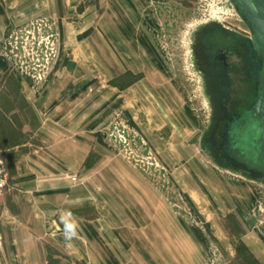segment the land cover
<instances>
[{"label":"rangeland","instance_id":"374dc122","mask_svg":"<svg viewBox=\"0 0 264 264\" xmlns=\"http://www.w3.org/2000/svg\"><path fill=\"white\" fill-rule=\"evenodd\" d=\"M224 4L225 0H32V22L18 28L8 43L10 67L0 75V150L8 158L3 145L21 140L26 123L28 130L36 124L32 86H142L126 121L112 122L114 114L107 123L106 137L169 199L194 235V250L217 259L222 238L236 249L248 231L258 229L264 236V184L217 168L202 148L211 107L194 54V30L214 17L238 18L224 10ZM61 5L67 9L66 39L58 27L60 11H55ZM83 19L91 24L86 30L94 31L96 50L108 39L109 53L86 60L85 70L74 74L76 60L62 58L61 53L75 51L72 42L80 31L76 24ZM123 31L144 35L145 48L134 47L126 52L129 58H121L116 46L124 50Z\"/></svg>","mask_w":264,"mask_h":264},{"label":"crops","instance_id":"0c3cea01","mask_svg":"<svg viewBox=\"0 0 264 264\" xmlns=\"http://www.w3.org/2000/svg\"><path fill=\"white\" fill-rule=\"evenodd\" d=\"M60 7L66 39L67 9ZM31 22L32 0H0V75L10 67L8 43ZM76 25L75 51L61 53L76 60L74 74L109 53L108 39L96 50L94 31L86 30L91 24ZM123 32L124 50L116 46L121 58L145 48L144 35ZM80 85L32 86L36 124L28 130L26 123L21 140L2 147L11 180L0 202V264H231L237 253L226 238L217 259L194 250V235L169 199L107 140V123L114 114L112 122L126 121L142 86ZM242 241L264 264L258 229Z\"/></svg>","mask_w":264,"mask_h":264},{"label":"flooded vegetation","instance_id":"af4514ba","mask_svg":"<svg viewBox=\"0 0 264 264\" xmlns=\"http://www.w3.org/2000/svg\"><path fill=\"white\" fill-rule=\"evenodd\" d=\"M251 38V30L241 18L221 20L198 35L197 61L211 106L204 143L222 162L229 161L221 145L225 126L251 109L258 97L263 63Z\"/></svg>","mask_w":264,"mask_h":264},{"label":"water","instance_id":"95a60500","mask_svg":"<svg viewBox=\"0 0 264 264\" xmlns=\"http://www.w3.org/2000/svg\"><path fill=\"white\" fill-rule=\"evenodd\" d=\"M223 9L232 11L249 25L253 46L263 65L258 78L259 91L256 103L248 111L236 115L223 130L221 145L229 161L218 160L204 143V137L202 148L217 168L264 184V0H225ZM221 20L220 17L211 18L194 30L195 58L198 57L196 47L198 35L210 25L220 24ZM205 88L207 89V86Z\"/></svg>","mask_w":264,"mask_h":264},{"label":"built area","instance_id":"2783aa9c","mask_svg":"<svg viewBox=\"0 0 264 264\" xmlns=\"http://www.w3.org/2000/svg\"><path fill=\"white\" fill-rule=\"evenodd\" d=\"M10 168L8 158L3 150H0V202L5 197L10 186ZM76 179L74 178V181Z\"/></svg>","mask_w":264,"mask_h":264},{"label":"trees","instance_id":"16d2710c","mask_svg":"<svg viewBox=\"0 0 264 264\" xmlns=\"http://www.w3.org/2000/svg\"><path fill=\"white\" fill-rule=\"evenodd\" d=\"M236 253V258L231 264H260L242 239L236 245Z\"/></svg>","mask_w":264,"mask_h":264},{"label":"bare ground","instance_id":"6f19581e","mask_svg":"<svg viewBox=\"0 0 264 264\" xmlns=\"http://www.w3.org/2000/svg\"><path fill=\"white\" fill-rule=\"evenodd\" d=\"M233 9V8H232ZM234 11H236L235 9H233ZM249 26V25H248ZM250 28V27H249Z\"/></svg>","mask_w":264,"mask_h":264}]
</instances>
